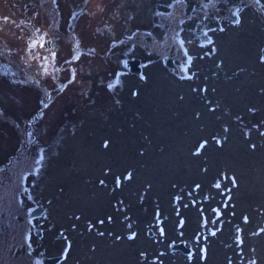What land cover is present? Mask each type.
Here are the masks:
<instances>
[{
  "label": "rangeland",
  "instance_id": "rangeland-1",
  "mask_svg": "<svg viewBox=\"0 0 264 264\" xmlns=\"http://www.w3.org/2000/svg\"><path fill=\"white\" fill-rule=\"evenodd\" d=\"M55 256L264 264V0H0V264Z\"/></svg>",
  "mask_w": 264,
  "mask_h": 264
},
{
  "label": "water",
  "instance_id": "water-1",
  "mask_svg": "<svg viewBox=\"0 0 264 264\" xmlns=\"http://www.w3.org/2000/svg\"><path fill=\"white\" fill-rule=\"evenodd\" d=\"M166 65L169 68L174 67V62L171 58H169L166 61ZM126 69L131 72L132 74H135L137 76H142L144 73V68H143V63L141 59L138 58H129L125 62ZM44 211V208L42 206H37L33 209V215L35 214H40L41 212ZM180 250L185 253V254H190L191 250L185 246V244H181ZM63 256H55V257H50L48 258L44 264H60L63 260Z\"/></svg>",
  "mask_w": 264,
  "mask_h": 264
},
{
  "label": "flooded vegetation",
  "instance_id": "flooded-vegetation-1",
  "mask_svg": "<svg viewBox=\"0 0 264 264\" xmlns=\"http://www.w3.org/2000/svg\"><path fill=\"white\" fill-rule=\"evenodd\" d=\"M35 25H36V23H32V27L31 28H34L35 27ZM36 29V28H35ZM41 32H37V35H39ZM46 33V35L48 34L47 32H45ZM49 35V34H48ZM49 39H50V36H49ZM49 39H47V51L50 53V52H52V49L53 48H55L56 50H57V48H58V45L57 44H55V43H53L51 40H49ZM35 43H36V41H35ZM31 52H35V49H31ZM45 56H47V54H45ZM127 59H129V58H126L125 59V61H124V65H125V62H126V60ZM132 59V58H131Z\"/></svg>",
  "mask_w": 264,
  "mask_h": 264
},
{
  "label": "trees",
  "instance_id": "trees-1",
  "mask_svg": "<svg viewBox=\"0 0 264 264\" xmlns=\"http://www.w3.org/2000/svg\"><path fill=\"white\" fill-rule=\"evenodd\" d=\"M126 57V56H125ZM125 57H123V59H122V62H123V67L125 68V71H127V69H126V66L124 65V61H125ZM128 58V57H127ZM128 72V71H127Z\"/></svg>",
  "mask_w": 264,
  "mask_h": 264
}]
</instances>
